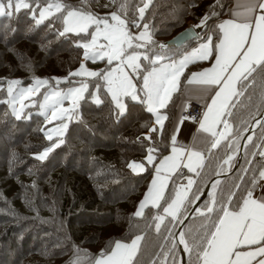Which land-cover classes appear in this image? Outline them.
I'll return each instance as SVG.
<instances>
[{
  "label": "snow or ice",
  "instance_id": "obj_1",
  "mask_svg": "<svg viewBox=\"0 0 264 264\" xmlns=\"http://www.w3.org/2000/svg\"><path fill=\"white\" fill-rule=\"evenodd\" d=\"M152 2L119 0L117 10L101 17L63 0H0V16L29 10L36 24L60 13L57 19L63 26L56 34H74V46L83 50L84 63L69 77L55 78V84L37 79L35 87L20 88L14 95L13 85L21 82L12 81L6 92L12 98L8 102L13 114L21 119L28 106L25 101L31 103L34 95H42L39 107L46 118L50 112L49 124L60 122L54 127L59 136L68 128L64 121L72 119L87 93L96 104L110 103L118 116L127 113L129 101L145 105L149 113H155L156 126L149 131L163 135L169 115L162 110L170 104L175 107L177 93L192 86L209 92L210 103L199 118L183 111L172 117L166 148H160L153 136L143 138L150 142L144 160L132 161L128 167L143 172L152 165L155 175L134 216L150 219L159 235L161 242L151 264H184L177 259L181 246L190 257L188 264H264V164L252 163L257 156L264 159V131L253 139L254 128L264 129V0H232V9L225 0H217L196 26L203 31L198 45L175 53L154 38V25L148 22ZM222 11L228 12V19L220 18ZM196 61H208L210 66L185 76L187 66ZM88 62H102L105 69L90 70ZM257 76L260 107H248L246 118L236 127L234 110L251 104ZM61 84H67V89ZM41 86H46L43 93ZM190 119L198 124L196 137L202 151L196 150L195 143H178V126ZM46 138L53 143L34 156L40 161L64 142L54 141L51 132ZM167 147L170 154L158 159L157 153ZM241 148L245 165L239 166L240 174L231 185L222 186L221 176L238 166ZM142 240L141 235L130 243L117 240L114 247L101 250L94 264H134Z\"/></svg>",
  "mask_w": 264,
  "mask_h": 264
},
{
  "label": "trees",
  "instance_id": "obj_2",
  "mask_svg": "<svg viewBox=\"0 0 264 264\" xmlns=\"http://www.w3.org/2000/svg\"><path fill=\"white\" fill-rule=\"evenodd\" d=\"M63 2L101 16L117 10L119 0ZM216 2L153 0L148 22L154 25L155 40L162 42L185 26H197ZM225 3L229 9L231 0ZM227 14L222 11L220 18ZM58 16L60 13H55L40 24L30 17L29 10L0 16V264H93L101 250L135 235L143 236V240L134 264H151L161 241L152 221L134 213L154 169L147 165V170L134 172L128 164L144 160L150 143L143 139L145 136H153L160 148H166L175 107L170 104L163 110L169 120L161 135L149 131L154 115L145 105L129 101L127 113L118 116L110 103L96 104L85 95L67 130L53 136L54 141L64 142L40 161L34 156L53 143L46 138L50 124L45 115L37 110V104L33 108L28 105L22 118L16 119L5 100L7 86L14 80L28 84L44 77L55 84L56 77H69L79 65L83 50L74 46L72 34H56L62 26ZM199 34L166 51L183 52L202 39L201 29ZM208 63H190L184 75ZM257 82L251 104L246 102L234 110L236 127L246 118L248 107H260L259 76ZM178 98L179 93L175 106ZM262 131L256 127L253 139L257 140ZM169 148L158 152V159ZM252 163L264 164V159L257 156ZM237 165L221 176L222 186L231 185L240 174L239 166L245 165L244 150ZM171 187L170 181L169 190ZM177 259L181 260L180 251ZM189 259L186 254L184 264Z\"/></svg>",
  "mask_w": 264,
  "mask_h": 264
},
{
  "label": "crops",
  "instance_id": "obj_3",
  "mask_svg": "<svg viewBox=\"0 0 264 264\" xmlns=\"http://www.w3.org/2000/svg\"><path fill=\"white\" fill-rule=\"evenodd\" d=\"M232 8H233V3L231 0V4L229 6V9H232ZM228 18H229V15L227 14L223 19H228ZM197 45H198V43H196L194 46L196 47ZM189 48H188V50H189ZM208 66H210L209 63L206 64L205 66L201 67L200 69H196L193 71H199V70H202V68L208 67ZM193 71H191V72H193ZM191 72L188 75H190ZM209 96H210L209 92L202 91L199 88H197L196 86L188 87L187 89H182L181 92L179 93V98H178V101L176 103L175 113L173 114V116L182 112L186 106V103L190 100L198 101V102L202 103L203 106L206 103H210ZM203 110H204V108H203ZM171 125H172V120H171ZM197 130H198V124L194 123L193 120L190 119V120L185 121L182 126H178V132H179L178 143L180 145H185V146H191L195 143V144H197L196 150L202 151L203 147H202V145H200L198 143V138L196 137ZM169 154H170V148H169V151L165 155H169ZM185 163H186V161H185ZM185 174L186 175H193L192 173H188L187 169H186ZM154 175H155V173L153 171L151 174L150 180H149L150 184H151V180L154 178ZM149 183H148V186H149ZM135 236L132 237L129 241H124V240H119V241H121L122 243H130L131 240L135 238Z\"/></svg>",
  "mask_w": 264,
  "mask_h": 264
},
{
  "label": "rangeland",
  "instance_id": "obj_4",
  "mask_svg": "<svg viewBox=\"0 0 264 264\" xmlns=\"http://www.w3.org/2000/svg\"><path fill=\"white\" fill-rule=\"evenodd\" d=\"M44 5H42L41 7H43ZM36 12H37V15H38V13H39V8L36 10ZM91 13V12H90ZM92 14H94V13H92ZM111 14V12L109 13V14H107V15H101V17H103V16H109ZM94 15H97V14H94ZM98 16H100V15H98ZM63 26V25H62ZM62 26H61V30H62ZM135 31V30H134ZM74 37V41L76 40V37H75V35L74 34H72ZM200 42V40H197L193 45H192V47H190L189 48V51L192 49V48H194L195 46V44L196 43H199ZM175 48V47H174ZM170 49V50H169ZM171 49H173V48H167V50H169V51H171ZM81 63H84V59H83V55H81V58H80V62H79V65L73 70V71H76V70H78L79 69V66H80V64ZM87 67L90 69V70H97V71H103L104 69H105V64L104 63H102V62H88V64H87ZM66 77V76H65ZM64 76H60V77H56V78H60V79H63V78H65ZM37 79H46V78H44V77H37V78H35L32 82H30V83H28V84H18V85H13V88H14V95H16L17 94V92L19 91V89L20 88H23V87H35V81L37 80ZM77 80H79L80 78H76ZM8 87V86H7ZM45 87L46 86H41V88H40V92L41 93H43L44 91H45ZM59 87L60 88H62V89H67V87H68V85H59ZM47 88H48V90H51V85H49V86H47ZM85 95H87V93L85 94ZM40 96V97H39ZM39 96H37V95H34L33 97H32V102L31 103H29V101H25V103L26 104H28L29 105V107H31V108H33L34 106H36V104H37V110H39V111H41L42 113L44 112V110L43 109H41L40 107H39V104L40 103H42L43 102V96L42 95H39ZM91 98V97H90ZM11 97H9L8 95H7V92H6V96H5V100L8 102V101H11ZM92 99V98H91ZM93 100V99H92ZM80 103V102H79ZM8 106H9V108H10V110L12 111V113H13V105H12V103H10V102H8ZM70 105H69V103L66 101L65 102V104H64V107H69ZM78 106H79V104H78ZM78 106H77V108H76V111H77V109H78ZM16 108H17V110H20V106H19V103H17L16 104ZM25 110V108L22 110V113H24L23 111ZM163 111V110H162ZM76 113V112H75ZM153 115H154V119H153V123H152V126L153 127H155L156 125H155V113H153ZM46 120L47 121H49V120H52V117H51V115H50V112H49V114H48V116H47V118H46ZM68 121L69 120H65L64 122L65 123H68ZM60 122L59 121H53V123L52 124H50L49 125V127H48V129L46 130V132H47V134L49 133V132H51V134L54 136V135H56L57 133L54 131V127L56 126V125H58ZM148 187H150V183H149V186ZM148 187L146 188V190H145V192H144V194H143V197H144V195L147 193V189H148ZM143 197H142V199H143ZM141 199V200H142ZM141 200H140V202H141ZM139 202V203H140ZM139 203H138V205H139ZM138 205L136 206V208H135V212L137 211V209H138ZM94 264V263H93Z\"/></svg>",
  "mask_w": 264,
  "mask_h": 264
},
{
  "label": "water",
  "instance_id": "obj_5",
  "mask_svg": "<svg viewBox=\"0 0 264 264\" xmlns=\"http://www.w3.org/2000/svg\"><path fill=\"white\" fill-rule=\"evenodd\" d=\"M199 32H200V28H197L195 25H188V26H185L184 28L180 29L176 33H174L169 38L164 39L161 43L167 44L168 48L178 47V46H181L182 44H184L188 40H192V39L197 38ZM255 129L256 128H254V130ZM240 143L243 144L244 141H240ZM243 150L244 149L241 148L240 152L238 153V158L236 160L237 164H238V162H239V160L241 158ZM180 253H181V260L185 263L186 253L183 252L182 246H181Z\"/></svg>",
  "mask_w": 264,
  "mask_h": 264
},
{
  "label": "built area",
  "instance_id": "obj_6",
  "mask_svg": "<svg viewBox=\"0 0 264 264\" xmlns=\"http://www.w3.org/2000/svg\"><path fill=\"white\" fill-rule=\"evenodd\" d=\"M203 104L195 101V100H190L186 103V106L184 109H186V111H184L183 109V114L184 115H190L191 117H197L199 118L200 114L203 112ZM183 172H186V169H182ZM186 183V181H183Z\"/></svg>",
  "mask_w": 264,
  "mask_h": 264
}]
</instances>
